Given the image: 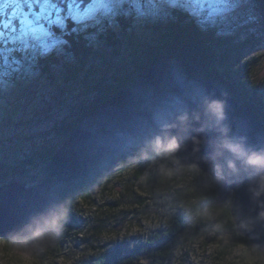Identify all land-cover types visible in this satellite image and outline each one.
Masks as SVG:
<instances>
[{
	"label": "trees",
	"instance_id": "trees-1",
	"mask_svg": "<svg viewBox=\"0 0 264 264\" xmlns=\"http://www.w3.org/2000/svg\"><path fill=\"white\" fill-rule=\"evenodd\" d=\"M254 9L262 19L264 26V0H251ZM91 0H81L82 6H87ZM122 25V33L127 34L134 30L133 15L115 18ZM106 30L99 33V25L91 23L87 29L67 22L66 34L57 30V35H63L67 40L63 54H50L35 61V69L40 70L61 96L54 98L58 103L60 97L72 94L81 88L80 101L70 108L69 115L52 128V133L63 138V142L73 133L75 127L89 119L103 104H105L119 90L133 84L150 66L161 63L173 64L181 68L189 79L206 78L213 81L222 90L236 98L243 105L252 110L264 122V92L260 83L250 81L257 62L246 57V51L253 50V40L235 43L231 37L220 36L217 26L198 25L196 20L182 11H174L166 16L164 21L152 23L148 27L153 30L150 40H132L129 44L132 56V69L126 60L114 66L105 61L107 70H101L92 63L99 56L94 47V41L88 37L97 34L120 63L124 41L119 34L109 28V22H104ZM76 28L77 31H72ZM16 59L23 61V53H15ZM123 59V58H122ZM62 67L61 76L57 75L55 68ZM112 71V73L110 72ZM17 74H13L16 78ZM62 79V84L59 83ZM150 134L139 139L130 147L138 146L148 156L146 165L138 172L135 180H139L143 172L152 164L161 162L164 158L162 152L148 151L145 147L153 149ZM63 145L56 144L42 152H36L22 163V167H36L43 164L47 176V166L54 153ZM176 161L167 157L162 165L163 177L154 172L149 177L148 186L151 194L157 187L172 191L174 186L180 185L189 176L192 178L187 189L177 190V196L186 199V204L169 220L166 230L158 232L153 238L139 244L128 255L122 256L120 247L107 252L96 264H171L178 251L195 244L208 234L215 238H229L230 247L245 246L252 254L263 259L264 254L256 251L249 238L237 233L232 218V205L217 207V192L212 179L195 168H175ZM10 168L0 166V178L4 179ZM13 171V170H11ZM108 167L82 179L74 184L57 188L53 196L55 205L64 202L69 207V218L60 237L49 247L60 250L61 245L69 237V233L78 221L74 212L80 201L91 202L92 188L101 185L109 178ZM13 244V240H11ZM44 251L36 254L41 256ZM85 264V263H82Z\"/></svg>",
	"mask_w": 264,
	"mask_h": 264
},
{
	"label": "rangeland",
	"instance_id": "rangeland-1",
	"mask_svg": "<svg viewBox=\"0 0 264 264\" xmlns=\"http://www.w3.org/2000/svg\"><path fill=\"white\" fill-rule=\"evenodd\" d=\"M132 15L134 30L127 34L122 33L121 22L116 19L100 18V24L89 22V25L100 26L101 35L106 30L104 22L108 21L109 28L125 42L123 59L118 63L119 59L99 35L94 36L93 44L99 53L92 63L94 66L105 70V61L108 60L115 69L126 60L132 69L129 44L134 39L150 40L154 35L148 26L166 18H139L134 12ZM215 26L219 28L220 36L231 37L235 43L254 41V49L246 51V57L257 62L250 81L260 83L264 92V26L252 1L246 0L228 17L218 19ZM34 67L35 63L30 71L11 73L0 82V166L13 170H8L4 179L0 178V186L21 182L31 187L43 181L45 165L22 167V163L36 152L63 143V138L52 133V128L80 101L82 90L75 88L71 95L67 93L60 97L58 103L54 98L61 96V92ZM55 71L62 78V67L58 66ZM13 74L17 77L13 78ZM145 150L154 152L148 147ZM167 157L164 155L161 162L152 164L139 180H135L148 156L138 146L127 148L107 162L109 178L92 188L91 202H79L74 212L78 218L75 224L79 227L72 229L60 250L54 245L52 249L46 248L41 256L25 254L18 251L11 240L0 236V264H96L98 259L117 247H120L122 256L128 255L137 245L166 230L169 220L186 204V199L175 192L190 186L192 178L189 176L172 191L161 185L153 194L150 192L148 179L155 171L160 177L164 176L161 168ZM230 246L228 237L221 240L213 233L208 234L178 251L171 264H264V258H258L247 247Z\"/></svg>",
	"mask_w": 264,
	"mask_h": 264
},
{
	"label": "water",
	"instance_id": "water-1",
	"mask_svg": "<svg viewBox=\"0 0 264 264\" xmlns=\"http://www.w3.org/2000/svg\"><path fill=\"white\" fill-rule=\"evenodd\" d=\"M191 89L198 90L194 101L180 103ZM209 98L226 100L230 134L246 138L249 147L264 149V122L252 110L206 78L189 79L185 72L169 63L150 66L130 86L119 90L87 120L77 125L73 133L54 153L47 166V176L37 185L14 182L0 186V236L12 240L14 232L29 219L55 205L54 191L74 184L102 170L107 162L121 154L139 139L164 135L165 131L178 135L183 145L172 159L175 168H195L208 175L217 192L216 206L232 205L231 213L237 233L249 238L253 248L264 254V221H256L254 228L244 222L255 218L260 211L249 192V173L241 169L239 177L217 182L211 164L205 160L213 151L217 131L206 127L210 121L204 113ZM178 107L168 113L167 104ZM199 114L187 131L179 123L183 113ZM169 125L177 127L167 128ZM193 137L205 142L195 152ZM227 158V154L225 159ZM223 162V160L221 161ZM264 199V198H262Z\"/></svg>",
	"mask_w": 264,
	"mask_h": 264
},
{
	"label": "snow or ice",
	"instance_id": "snow-or-ice-1",
	"mask_svg": "<svg viewBox=\"0 0 264 264\" xmlns=\"http://www.w3.org/2000/svg\"><path fill=\"white\" fill-rule=\"evenodd\" d=\"M246 0H91L82 6L81 0H0V82L11 73L30 71L38 58L63 54L67 40L57 35L66 34L67 22L89 27V22L100 24L101 19L114 20L130 16L161 18L174 11L193 17L198 25L215 26ZM72 31H77L73 28ZM92 39L94 37H88ZM23 53V61L15 53ZM198 90L191 89L180 103L194 101ZM178 104H167L168 113Z\"/></svg>",
	"mask_w": 264,
	"mask_h": 264
},
{
	"label": "clouds",
	"instance_id": "clouds-1",
	"mask_svg": "<svg viewBox=\"0 0 264 264\" xmlns=\"http://www.w3.org/2000/svg\"><path fill=\"white\" fill-rule=\"evenodd\" d=\"M204 113L210 123L202 126L217 131L218 135L213 144V151L205 160L211 164L217 182H224L230 178L240 176L241 169L249 173V192L257 203L260 211L255 218L244 222V227L252 229L256 221H264V149H254L248 146L246 138L234 137L230 134V128L226 121L227 102L221 99L209 98L204 104ZM199 121L201 116L190 115L185 112L178 117L179 123L184 125L187 131L191 121ZM177 127L169 125L167 128ZM194 151H200V145L205 141L199 137H193ZM154 151L162 152L166 156H174L183 145L178 135H172L165 131L164 135H157L151 140ZM227 154V158L225 159ZM223 160V162H221ZM69 218V207L66 203H58L46 211L39 213L17 229L13 236L14 247L25 254H39L52 245L63 233Z\"/></svg>",
	"mask_w": 264,
	"mask_h": 264
}]
</instances>
